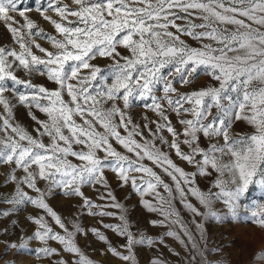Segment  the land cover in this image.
I'll use <instances>...</instances> for the list:
<instances>
[{
  "label": "snow or ice",
  "instance_id": "snow-or-ice-1",
  "mask_svg": "<svg viewBox=\"0 0 264 264\" xmlns=\"http://www.w3.org/2000/svg\"><path fill=\"white\" fill-rule=\"evenodd\" d=\"M0 23L11 39L0 45V218L39 210L26 216L31 231L11 220L15 240L3 228L0 264H98L78 242L89 234L123 264H138V247L159 253L165 238L186 253L177 264H220L208 259L204 221L264 228V200L245 202L253 186L264 196V0H0ZM241 122L253 131L234 132ZM107 173L157 214L149 223L162 235L136 227ZM198 176L212 178L206 190ZM57 194L78 199L71 218L50 205ZM85 214L100 227L85 228Z\"/></svg>",
  "mask_w": 264,
  "mask_h": 264
},
{
  "label": "rangeland",
  "instance_id": "rangeland-1",
  "mask_svg": "<svg viewBox=\"0 0 264 264\" xmlns=\"http://www.w3.org/2000/svg\"><path fill=\"white\" fill-rule=\"evenodd\" d=\"M31 18L35 20L40 27L44 28L48 33L54 34L53 27L42 18L39 17L38 13L32 11L30 14ZM187 39V38H186ZM42 44V46L46 48H50V45L40 40L38 41ZM4 43H11V39L9 34L6 33V30L2 23H0V45ZM189 43H193L189 40ZM101 64L107 63L105 60L98 61ZM19 76L23 77V72L18 73ZM35 83H42L48 87H55L51 82L47 81L45 77H34ZM141 108H137L134 111V116L139 119L140 114L142 113ZM41 119L45 117L41 113H37ZM152 114L149 113V116ZM16 117L20 120L25 126L29 127L31 130L34 122L31 121L29 116L27 115V110L23 106H19L16 109ZM234 132H242V133H251L253 129L244 123H238L234 126ZM174 159H176L173 156ZM177 163L182 167H185L186 170L191 171L192 169L186 165L184 162L177 160ZM3 169H0L2 172ZM109 183L111 184L114 194L117 199L124 203L130 211V218L133 223L139 228L141 231H144L146 234L151 235L153 237H157L162 235L166 229L161 227H153L149 221L154 219H159L157 214L148 212L140 203V197L131 190L130 187H118V181L115 176L111 173H107ZM211 177H197V183L201 189H207L211 183ZM41 186L43 184L41 183ZM85 192L87 195L95 198V193L90 188H85ZM253 200L261 201L264 200V196L261 195V192L256 187H250L249 192L246 196V203H250ZM192 202L196 204L197 202L193 199ZM50 205L56 210L59 214H61L65 218H71L73 213L76 211V207L78 205V199L76 198H66L60 194H57L54 198L49 201ZM199 206V205H197ZM6 207V206H5ZM216 207L222 208V205L217 204ZM177 208L180 209L181 215L184 217L186 221H190L192 219L191 214L187 212V210L183 209L182 205L177 202ZM39 210L33 209L31 206L26 207L23 211L19 213L18 216L14 215L9 218H0V233H2L3 228L7 227L9 229V235L12 233V225L11 220L17 219L19 221V228L23 230L27 226V230L31 231L32 225L28 224L26 221V216L28 214H35ZM112 211H116L112 209ZM203 211V209H201ZM50 219V218H49ZM99 218H93L88 215H83L80 218V223L85 227H100L97 223ZM197 221H201V217H196ZM106 223H117L114 218H105ZM193 232L195 233V226L190 225ZM103 230V229H102ZM204 235L207 242V248L209 250L208 259L211 261H220V264H264V261L254 259L255 255L259 253L261 250H264V228L250 222V221H236L232 222L230 220L225 221L224 223H217L214 220L204 221ZM105 231V234L112 241L114 246H119L123 243V240L116 236L114 233ZM18 234V233H17ZM7 236L0 235V252L3 251V243ZM11 239L15 240L16 236L11 235ZM166 244L168 247H164L163 245H159V253H162L164 259L168 261V264H177V261L181 260L185 256V251L183 247L172 238H165ZM78 242L81 248H83L86 253L98 264H123L118 258L111 256V254L101 255V251L106 248V245L103 242L96 240L94 236L91 234L88 235L87 238L83 236L78 237ZM35 247V244L31 245ZM53 246L59 247V245L53 242ZM173 248L175 251L180 253V256L177 257L169 252L168 248ZM203 247V245H202ZM214 248H219L220 251L218 253H213L211 250ZM156 249L148 248V247H138L136 249L138 264H149V261L156 255H158ZM12 257V253L9 252L4 259H10ZM19 259H27L25 256H21L17 258ZM34 259V258H33ZM29 264H33V261L30 260ZM41 264H47V261H42Z\"/></svg>",
  "mask_w": 264,
  "mask_h": 264
}]
</instances>
